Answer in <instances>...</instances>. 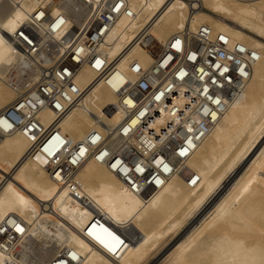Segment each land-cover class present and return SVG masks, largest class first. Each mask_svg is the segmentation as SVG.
<instances>
[{
  "label": "bare ground",
  "instance_id": "obj_1",
  "mask_svg": "<svg viewBox=\"0 0 264 264\" xmlns=\"http://www.w3.org/2000/svg\"><path fill=\"white\" fill-rule=\"evenodd\" d=\"M10 1L6 6L0 0V109L18 94L15 85L32 84L49 63L34 50L37 43L29 40V46L20 39V25L38 24L39 5L49 2L55 22L68 13L63 26L49 32L60 37L78 14L83 16L87 3L100 0ZM129 5L136 17L121 16L114 23L107 39L110 57L150 19L148 34L159 42L204 25L229 48L256 55L250 77L211 131L195 144L188 141L192 150L180 147L181 155L188 152L184 157L170 154L171 162L161 163L157 153V167L152 164L142 176L128 172L130 183L99 161L91 153L95 145L87 141L89 129L102 126L97 118L113 126L122 116L104 114L115 101L104 84L93 85L58 120L52 107L30 103L37 127L0 135V264H264V145L234 175L264 137V0H129ZM49 25L42 22L38 28L40 44ZM133 60L144 68L152 57L140 45L121 54L117 68L130 78ZM93 77V70L82 65L75 82L84 86ZM31 106L24 104L22 111L31 113ZM0 122L10 126L3 117ZM47 129L40 149L35 142Z\"/></svg>",
  "mask_w": 264,
  "mask_h": 264
},
{
  "label": "built area",
  "instance_id": "obj_2",
  "mask_svg": "<svg viewBox=\"0 0 264 264\" xmlns=\"http://www.w3.org/2000/svg\"><path fill=\"white\" fill-rule=\"evenodd\" d=\"M2 4L10 6L11 1L2 0ZM39 8L42 11L36 17L38 24H21L18 36L29 46V40L37 43L34 50L45 54L49 63L41 67L32 84L22 87L19 82L15 85L18 94L0 110V117L10 122L8 127L0 122V135L24 125L29 131L33 130L31 125L37 127L35 107L30 103L37 107H52L56 113L55 120H58L78 106L93 85L102 83L115 95V101L104 107V114L111 116L114 112H121L122 116L113 126H107L97 118L102 126L90 128L87 141L95 145L91 153L128 183V172L137 176L151 172L157 153L162 156L161 163L171 162L170 154L184 157L188 152L181 155L178 152L180 147L192 150L193 146L188 141L195 144L211 131L228 102L249 79L251 62L256 58L247 49L229 48L225 38L221 35L212 37L209 27L204 25L194 32L182 29L159 42L148 34L153 25V19H150L123 45L119 53L121 55L134 45H140L152 57L151 63L144 68L138 61H131L127 69H132L135 76L130 78V73L117 68L120 55L110 57L106 51L111 44L107 39L114 23L121 16L129 19L136 17L129 0L87 3L83 16L78 14L60 37H54L49 32L60 29L68 13H63L60 21L55 22L49 2L40 4ZM42 22L50 25L46 30L49 35L45 43L40 44L42 34L38 28ZM82 65H88L94 72L92 80L84 86L75 82V75ZM26 70L31 71V68L27 67ZM24 104L31 106L33 111L25 114L22 111ZM48 130L41 133L35 142L40 149L45 145L44 141L50 133ZM105 137L108 142L112 141L109 145L112 147L107 146ZM70 153L72 151L67 155ZM74 164L72 171L77 169ZM120 165L126 169L124 173ZM137 166L143 171L137 172ZM154 184L152 181L148 187Z\"/></svg>",
  "mask_w": 264,
  "mask_h": 264
},
{
  "label": "rangeland",
  "instance_id": "obj_3",
  "mask_svg": "<svg viewBox=\"0 0 264 264\" xmlns=\"http://www.w3.org/2000/svg\"><path fill=\"white\" fill-rule=\"evenodd\" d=\"M2 109V108H1ZM0 109V110H1ZM261 142L259 143V145L257 146V148L255 149V151L249 156V158L243 163V164H241V166H238L239 168H237L236 170H235V174L234 175H236V174H240V172H242L243 170H244V168H246V166H248V163L252 160V158H254V156H256V154L258 153V151L261 149V147L264 145V137L260 140ZM234 173V172H233ZM3 180V178H1V181ZM224 188V187H223ZM193 221V219H190L189 220V222L187 223V225L189 224V223H191ZM186 227V226H185ZM185 227L184 228H182L181 229V232L183 231V229H185ZM178 235L180 236L181 234H180V231H179V233L177 234V235H175L176 237H178ZM154 260V259H153ZM152 261V260H151ZM150 262V261H149ZM146 264H148V263H146Z\"/></svg>",
  "mask_w": 264,
  "mask_h": 264
}]
</instances>
